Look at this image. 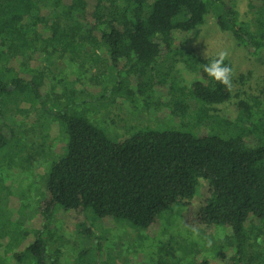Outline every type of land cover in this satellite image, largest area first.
<instances>
[{
    "label": "trees",
    "instance_id": "16d2710c",
    "mask_svg": "<svg viewBox=\"0 0 264 264\" xmlns=\"http://www.w3.org/2000/svg\"><path fill=\"white\" fill-rule=\"evenodd\" d=\"M246 1L254 16L252 24L239 20L236 0H0V151L12 145L30 149L26 158L20 150L7 157L12 164L26 160L29 167L39 159L48 161L50 155L37 151L35 142L24 144L28 131H19L20 124L8 112L7 98L14 94L18 103L39 104L40 114L29 128L35 133L37 124L41 127L42 133L36 130L37 140L47 147L50 139L57 138L64 148L47 171L38 201L40 230L16 234L9 218L2 222L7 213L0 210V239L13 249L12 264H71L60 260L59 250L49 254L40 235L57 207L73 211L81 220L78 227L92 209L99 218L125 220L141 229L156 225L171 208L188 207L190 229H224L217 248L213 245L219 264H264L263 250L251 251L260 238L264 240V93L250 102L239 100L234 114L225 109L226 117L221 116L217 107L230 102L232 87L226 89L203 71V65L216 56L199 58L184 49V38H178L203 26L206 17L216 12L221 31L231 32L253 53L264 51V0ZM100 50L108 59L97 58L102 56ZM37 57L45 63L65 60L86 73L88 62L103 66L104 72L93 79L102 89L94 101L106 95L107 69L118 68L135 78L144 103L156 110L166 108L192 126L144 130L115 142L87 110L69 112L79 87L57 91L60 79L49 83V89L50 73L35 63ZM177 57L194 73L187 87L158 78L159 66ZM224 62L232 68L229 60ZM121 86L122 81L115 80L111 91ZM162 87H166L164 97L157 98L155 93ZM190 101L198 105L193 114ZM58 103L63 104L58 111L49 108ZM52 124L57 126L56 138L49 133ZM201 180L209 196L194 207L190 201ZM187 241L171 236L151 264H213L201 255L197 243ZM76 264L107 262L77 260Z\"/></svg>",
    "mask_w": 264,
    "mask_h": 264
},
{
    "label": "rangeland",
    "instance_id": "374dc122",
    "mask_svg": "<svg viewBox=\"0 0 264 264\" xmlns=\"http://www.w3.org/2000/svg\"><path fill=\"white\" fill-rule=\"evenodd\" d=\"M234 9L239 12L240 21L252 24L254 16L249 11L246 0H236ZM183 36L178 34L179 39L183 40L184 38L186 41L184 49L193 52L199 58H205V53L207 57L216 56L221 51L227 53V60L231 62L233 69L231 86L233 97L228 104L217 107L221 116L226 117L227 114H234V106L239 100L250 102L252 97L264 93V51L253 53L241 42H238L231 32L221 31L217 24L216 12L210 13L206 17L203 26L188 34H183ZM99 53L102 56H94L93 60L96 57L100 61L108 59L104 51L100 50ZM42 60V57H37L35 63L41 68L45 67L50 73L47 87H49V83L50 85L55 84L56 80L60 79L63 82L57 91H60L63 86L67 88L79 87L76 90L75 98L72 97L76 99L75 107L70 108L69 112L79 113L82 110H87L92 120L115 142H121L144 130L165 131L172 127L186 130L187 126H192L188 121H180L166 108L156 110L149 102L144 103L137 93L135 78L132 75H127L126 72H120L121 70L118 68L107 69L106 75L109 78L106 76L104 78V82L108 83L106 95L100 96L94 101L92 100L94 95L102 92V89L95 85L93 79L104 72L103 66H95L94 63L88 62L86 63L88 73H86L80 67L65 60H54L51 63H45ZM15 64L18 63L15 62ZM159 67L158 78L161 80L165 78L166 83L179 82L181 86L187 87L194 78V73L179 57L176 61L173 58L169 59ZM115 80L122 81V86L111 91ZM47 87L44 91L48 90ZM165 92L166 87H162L159 92L157 89L155 95L157 98H162ZM7 99L9 100L8 106L11 108L8 111L11 113L10 119L20 124L19 131H28L24 138V144L30 146V143L35 142L34 146L37 147V151L50 152L47 157L48 161L39 159L29 167L26 160L21 165L16 161L17 165L8 162L10 160L7 157H9L8 154L13 156L20 150L21 157L26 158L30 149L22 150L20 146L12 145L10 148L7 146L0 151V186H4L0 191V210L7 213H4L2 222L9 218L12 224L11 228L17 234L23 230L33 231L42 228V222L36 216L38 201L44 191L47 171L51 164L64 153V148L62 141L58 142L59 139L56 138L58 136L56 124H52L49 129L52 138L56 139L54 141L50 139L47 147L43 144L44 141L40 143L37 140L39 136L36 130L42 133L38 124L35 133L29 130L40 114L39 104L32 106L27 101L18 103V94ZM62 103H66V100ZM190 104L193 114V111L198 109V105L194 101H190ZM16 106H18L17 111H15ZM62 107L61 103L49 105L53 111H58ZM189 121L191 120L189 119ZM49 126L48 123V128ZM65 140L66 138H64ZM21 144L23 145V143ZM44 155L41 156L44 157ZM208 196V186L201 180L196 197L190 201L191 206L196 207ZM188 209L191 208H171L156 225L149 229H141L132 226L125 220L99 218L92 209L87 211L84 222L78 227L76 224H79L81 220L76 218L73 211H65L61 207H57L49 227L40 235L47 242L49 254L55 255L59 250L60 254L57 256H60V260H66L71 264H76L77 260H102L107 264H151L152 260L157 259L161 245L166 244L171 236L177 239H187V243L189 241L197 243L202 249V256L207 257L213 264H219L213 254V245L215 243L217 248L219 241L217 239L224 236V229L206 226L190 229L187 224V222L189 223L186 214ZM245 227L248 228V224ZM29 240H32V236ZM178 243L186 242L179 240ZM251 243L254 241L251 240ZM258 243L259 245L251 248L252 252L261 250L264 252V240L260 238ZM12 250L11 246L0 239V264H12L14 260L11 256Z\"/></svg>",
    "mask_w": 264,
    "mask_h": 264
},
{
    "label": "clouds",
    "instance_id": "9594fccd",
    "mask_svg": "<svg viewBox=\"0 0 264 264\" xmlns=\"http://www.w3.org/2000/svg\"><path fill=\"white\" fill-rule=\"evenodd\" d=\"M205 58L207 55L205 53ZM227 59V53L224 51L219 52L210 63L203 65V71L214 82H218L226 89H230L232 86L233 69L230 65L225 64Z\"/></svg>",
    "mask_w": 264,
    "mask_h": 264
}]
</instances>
